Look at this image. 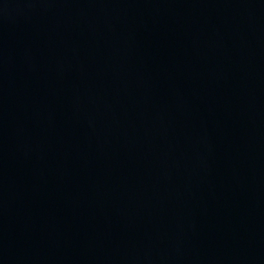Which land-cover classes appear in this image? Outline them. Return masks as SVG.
Returning a JSON list of instances; mask_svg holds the SVG:
<instances>
[{"label": "water", "instance_id": "1", "mask_svg": "<svg viewBox=\"0 0 264 264\" xmlns=\"http://www.w3.org/2000/svg\"><path fill=\"white\" fill-rule=\"evenodd\" d=\"M0 264H264V0H0Z\"/></svg>", "mask_w": 264, "mask_h": 264}]
</instances>
